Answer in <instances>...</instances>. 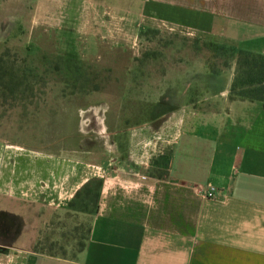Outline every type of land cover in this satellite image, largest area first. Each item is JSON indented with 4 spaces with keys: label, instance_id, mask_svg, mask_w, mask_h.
<instances>
[{
    "label": "crops",
    "instance_id": "obj_1",
    "mask_svg": "<svg viewBox=\"0 0 264 264\" xmlns=\"http://www.w3.org/2000/svg\"><path fill=\"white\" fill-rule=\"evenodd\" d=\"M100 4L127 35L141 17L264 56V0ZM189 80L158 92L153 105L169 113L156 127L118 113L99 119L95 149L82 109L74 129L46 146L0 141V215L46 222L87 182L88 155L100 175L90 236L73 258L4 250L0 264H264L263 105L230 94L233 69L192 71ZM162 164L165 173L153 175Z\"/></svg>",
    "mask_w": 264,
    "mask_h": 264
},
{
    "label": "rangeland",
    "instance_id": "obj_2",
    "mask_svg": "<svg viewBox=\"0 0 264 264\" xmlns=\"http://www.w3.org/2000/svg\"><path fill=\"white\" fill-rule=\"evenodd\" d=\"M140 18L127 35L100 0H0V141L46 146L74 129L82 109L93 136L88 146L95 149L100 138L93 124L101 118L111 121L118 113L134 123L157 121L156 127L169 113L153 105L158 92L190 83L192 71L233 69L234 78L241 50L233 43ZM66 118L70 126H63ZM87 161V182L46 222L0 215V259L4 250L69 259L83 249L100 180L93 156ZM164 169L152 174L162 176Z\"/></svg>",
    "mask_w": 264,
    "mask_h": 264
},
{
    "label": "trees",
    "instance_id": "obj_3",
    "mask_svg": "<svg viewBox=\"0 0 264 264\" xmlns=\"http://www.w3.org/2000/svg\"><path fill=\"white\" fill-rule=\"evenodd\" d=\"M230 94L261 102L264 109V56L239 51Z\"/></svg>",
    "mask_w": 264,
    "mask_h": 264
},
{
    "label": "built area",
    "instance_id": "obj_4",
    "mask_svg": "<svg viewBox=\"0 0 264 264\" xmlns=\"http://www.w3.org/2000/svg\"><path fill=\"white\" fill-rule=\"evenodd\" d=\"M205 196L207 198H213L214 197V189L213 187H208L207 190L205 191Z\"/></svg>",
    "mask_w": 264,
    "mask_h": 264
}]
</instances>
